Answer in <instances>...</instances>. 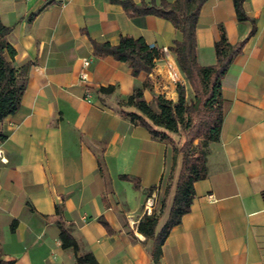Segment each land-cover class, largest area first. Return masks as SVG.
<instances>
[{
    "label": "crops",
    "instance_id": "crops-1",
    "mask_svg": "<svg viewBox=\"0 0 264 264\" xmlns=\"http://www.w3.org/2000/svg\"><path fill=\"white\" fill-rule=\"evenodd\" d=\"M244 9L256 31L221 78L223 120L208 145L207 175L194 182L190 210L154 261L153 241L137 225L150 214L144 203L151 193L156 232L165 223L182 155L125 114H140L125 101L144 82L143 98L157 109L158 90L148 73L134 76L126 62L95 56L92 40L143 37L162 52L157 71L174 101L176 84L187 83L170 50L180 32L166 18L132 17L110 0H0V21L11 27L7 39L16 50L13 63L27 65L20 107L1 126V260L77 264L76 255L91 252L99 264H264V0H245ZM221 28L233 44L251 23L237 20L232 0H205L196 25L200 66L216 62ZM83 58L91 63L81 82ZM110 85L111 91L99 90ZM121 174L136 177L139 187ZM61 225L76 240V252L61 245Z\"/></svg>",
    "mask_w": 264,
    "mask_h": 264
},
{
    "label": "trees",
    "instance_id": "trees-1",
    "mask_svg": "<svg viewBox=\"0 0 264 264\" xmlns=\"http://www.w3.org/2000/svg\"><path fill=\"white\" fill-rule=\"evenodd\" d=\"M110 1L121 5L132 17L153 14L172 22L180 32V38L173 40L170 50L176 55L179 68L195 90V99L190 104H186L181 86L178 88L177 101L156 95L154 102L157 109H155L143 98V88L147 86V82H144L141 86H136L125 101L126 105H132L140 112V114L125 112V114L131 120L146 126L153 136L161 140L165 141L168 134L152 127L145 117L154 125L169 131H175L179 124H184L186 131V140L178 150L182 154L181 168L165 223L156 232L159 215L153 211L150 214H144L137 225L140 233L152 239L150 254L154 261H158L162 253V244L171 228L178 224L181 217L190 210L194 182L207 175L208 145L218 138L223 120L221 78L233 58L242 51L247 38L255 33L256 20L244 9L245 0H232L237 20L249 21L250 31L243 39L232 44L228 41L224 29L221 28L219 38L213 45L216 62L209 66H200L196 61V25L200 8L205 0H174L173 2L161 0L159 4L153 1L151 3L143 1L135 3L133 0ZM10 32L11 27L0 21V139L6 137L1 127L2 122L5 117L13 114L20 107L27 83V65L16 66L13 63L16 50L7 39ZM92 45L95 56L111 55L115 59L126 62L134 76L141 71L149 72L154 66V60L162 56V52L155 47H150L143 37L121 35L117 44L92 40ZM112 89L113 86L110 85L100 87L99 90L111 91ZM185 115H188L190 123L193 116H198V120L187 125L184 123ZM196 138L199 141L193 146ZM98 164L102 167L99 157ZM120 177L132 181L135 187H139L136 177L128 174H121ZM60 210V205H56V213ZM99 220L108 232L112 231L102 217ZM11 226L13 228L14 223ZM59 238L63 247H71L75 252L78 250V244L71 232L62 225ZM76 262L77 264H99L91 252L76 255ZM0 264H13V261L0 259Z\"/></svg>",
    "mask_w": 264,
    "mask_h": 264
},
{
    "label": "built area",
    "instance_id": "built-area-1",
    "mask_svg": "<svg viewBox=\"0 0 264 264\" xmlns=\"http://www.w3.org/2000/svg\"><path fill=\"white\" fill-rule=\"evenodd\" d=\"M150 47H154V46L151 45ZM160 58H157L154 60L153 68L147 73H148L149 78L153 81V84L155 85V87L158 90L157 95H162V96L168 98L167 84L165 83V80L163 79L162 74L157 71V63H158ZM90 63H91L90 58H83L82 59V66H81V69L79 71V81L83 82V81L87 80V78H88L87 77V68L89 67ZM90 96H91L90 93L88 91H86L84 94V98L86 100L90 101ZM168 99H170V98H168ZM207 198L209 200H214V196L212 194H208ZM154 202H155V195H154V193H151L149 196H147L145 203H144V208H145L147 213L152 212L151 210H152Z\"/></svg>",
    "mask_w": 264,
    "mask_h": 264
},
{
    "label": "rangeland",
    "instance_id": "rangeland-1",
    "mask_svg": "<svg viewBox=\"0 0 264 264\" xmlns=\"http://www.w3.org/2000/svg\"><path fill=\"white\" fill-rule=\"evenodd\" d=\"M180 86H181V88H183L186 104H190L195 99V90H194L192 84L188 80H187V83H185V84L181 83V82H178L176 84L175 90L177 92V96H176V99L174 101L178 100V88H180ZM197 120H198V116H193L192 121L190 123L188 115H185V117H184V123L187 125L193 124ZM161 130L165 131L168 134V138H165V141L169 144L173 154L178 153L179 148L182 146V144L186 140V131L184 129V124H179L175 131H169V130H166L164 128H161ZM198 141H199L198 138L194 139L193 146ZM169 177H171L170 174H169Z\"/></svg>",
    "mask_w": 264,
    "mask_h": 264
}]
</instances>
